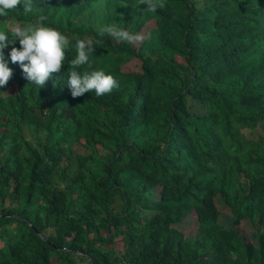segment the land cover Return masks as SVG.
I'll return each mask as SVG.
<instances>
[{
	"label": "trees",
	"instance_id": "obj_1",
	"mask_svg": "<svg viewBox=\"0 0 264 264\" xmlns=\"http://www.w3.org/2000/svg\"><path fill=\"white\" fill-rule=\"evenodd\" d=\"M127 1L113 16L128 18L113 22L106 8L103 26L144 20L140 0ZM161 2L134 47L99 36L102 26L87 36L86 70L116 79L109 94L73 98L59 77L39 88L5 58L0 264H90L82 253L92 264H264V137L241 131L264 130V62L257 68L256 43L241 36L252 21L264 29V0ZM81 5L33 0L27 13L21 2L0 27L44 15L85 39L64 30L78 26Z\"/></svg>",
	"mask_w": 264,
	"mask_h": 264
},
{
	"label": "clouds",
	"instance_id": "obj_2",
	"mask_svg": "<svg viewBox=\"0 0 264 264\" xmlns=\"http://www.w3.org/2000/svg\"><path fill=\"white\" fill-rule=\"evenodd\" d=\"M78 1H81L82 5L76 9L79 15L74 17L72 23L78 26L70 28L69 24L65 22L64 30L79 28L84 32H89L85 34V39H71L70 35H63L57 28L44 24L43 21L47 19L44 15H39L34 24L27 26L16 25L12 27V25H7V27H0V87H6L13 75L12 69L8 67V62L5 60V58L10 57L13 63L19 64L26 79L30 83L38 85L39 88L43 87L46 82H52L59 77L63 82L68 81V87L73 98L92 91L97 97L109 94L118 87L116 79L103 69L86 70L91 66L89 55L93 54L95 49L93 41L88 40L87 36H93L94 28L102 26L98 30L99 36L102 37L107 34L130 43L134 47V42L148 39L151 29L156 27L155 20L169 4L162 3L161 0H140V3L149 12L143 21L134 26V30H130L131 25H126L127 29L120 28L115 24L103 26V22L96 17L100 11V18H103L104 10L108 9L110 19L113 22L120 21L122 23L128 16H113L116 9L114 2H120L126 9L127 0ZM21 2L24 12L33 11V0H0V16L16 8ZM163 18L167 19V17ZM146 23L152 25L143 33L141 29ZM126 30H129L130 33ZM241 36H249L256 43L253 52L254 56L261 60L257 62L258 68L259 64L264 62V29L261 24L257 26L255 21H252L247 33H241ZM17 39L20 44L19 48L15 46L16 43L14 42ZM9 46L11 47L9 48ZM6 48H9V56L4 54ZM65 61H69V63L64 64ZM177 61L181 60L178 59ZM70 66H72L71 69ZM178 71L181 73L180 66H178ZM191 102L192 99L189 100L188 105ZM241 131L247 138L264 137V130L259 124L255 128L246 126ZM254 140L255 142L258 141V139Z\"/></svg>",
	"mask_w": 264,
	"mask_h": 264
},
{
	"label": "rangeland",
	"instance_id": "obj_3",
	"mask_svg": "<svg viewBox=\"0 0 264 264\" xmlns=\"http://www.w3.org/2000/svg\"><path fill=\"white\" fill-rule=\"evenodd\" d=\"M96 17L100 20L101 18V12L99 11L98 13H97V15H96ZM152 24L151 23H146L145 25H143V27H142V29H141V32H143V33H145L149 28H150V26H151ZM178 60V59H177ZM5 93L7 94V91H5ZM217 202V201H216ZM217 205H218V208H219V210L221 211V212H224V209L222 208V204H220L219 202H217ZM188 221H190L191 223H190V226L189 227H185L184 226V223L182 224V229L183 230H191V226H192V221H191V219H189ZM188 221H186V222H188ZM244 229H245V232L246 231H248L249 230V228L246 226V225H244V227H243Z\"/></svg>",
	"mask_w": 264,
	"mask_h": 264
},
{
	"label": "water",
	"instance_id": "obj_4",
	"mask_svg": "<svg viewBox=\"0 0 264 264\" xmlns=\"http://www.w3.org/2000/svg\"><path fill=\"white\" fill-rule=\"evenodd\" d=\"M82 254L87 258L88 262H89L90 264H92L91 261H90V259H89V257L86 255V253H82Z\"/></svg>",
	"mask_w": 264,
	"mask_h": 264
}]
</instances>
